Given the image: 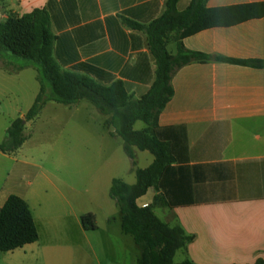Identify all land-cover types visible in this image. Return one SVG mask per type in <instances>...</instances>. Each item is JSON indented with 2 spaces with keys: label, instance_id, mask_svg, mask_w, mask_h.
I'll return each mask as SVG.
<instances>
[{
  "label": "crops",
  "instance_id": "0c3cea01",
  "mask_svg": "<svg viewBox=\"0 0 264 264\" xmlns=\"http://www.w3.org/2000/svg\"><path fill=\"white\" fill-rule=\"evenodd\" d=\"M167 1L0 0V23L9 12L23 16L46 9L56 38L53 56L63 71L107 86L121 81L132 99L139 100L155 81L156 63L146 33L130 28L126 21L148 26L164 14ZM259 2L264 0H209L206 6L215 9ZM190 3L179 0L178 11H185ZM183 44L206 55L264 61V18L205 30L184 39ZM169 51L175 53V46L170 45ZM172 86L174 96L160 114L156 131L159 142L169 149L171 162L156 185L137 201L138 206L153 207L162 222L180 227L193 238L186 249L176 253L174 264L264 260V69L194 63L175 74ZM134 152L136 166L129 170L132 181L125 182L129 185L137 182L136 170L147 169L155 160L150 152L151 157L137 148ZM139 161L147 166L139 168ZM3 190L0 207L11 195L21 197L39 232L31 206V202L35 205L33 194L16 188L19 194L4 196ZM117 209L113 218L120 222L122 232ZM96 226L88 230L81 225L85 244L69 259L60 249L41 248L39 232L38 242L9 252L5 264H102L88 240L89 232L99 231ZM130 248L129 243L120 244L119 249L110 246L104 264H133V254V261L128 257Z\"/></svg>",
  "mask_w": 264,
  "mask_h": 264
},
{
  "label": "trees",
  "instance_id": "16d2710c",
  "mask_svg": "<svg viewBox=\"0 0 264 264\" xmlns=\"http://www.w3.org/2000/svg\"><path fill=\"white\" fill-rule=\"evenodd\" d=\"M209 0H191L189 7L178 11L179 0H168L164 14L148 26L132 21L126 24L147 35L148 46L156 63V78L150 90L139 100H133L123 82L103 85L89 77L63 71L56 63L53 50L55 36L46 9L19 16L9 12L0 23V58L10 64L18 63L16 72L28 67L38 70L39 93L23 118L12 122L0 144V152L16 155L28 140L26 124L34 123L50 102L75 106L89 102L106 119V129H113L111 137L123 140L124 151L135 168V148L150 152L154 163L144 170H136L137 182L129 185L114 179L109 196L121 213V229L131 236L140 249L138 264H174L176 253L193 241L180 227L171 228L154 213L153 207H139L137 201L155 186L163 170L171 162L168 147L156 137L160 114L174 96L172 79L175 74L194 63H221L253 69H264V61H244L222 56L193 52L184 47V39L202 31L218 27H233L264 18V2L246 5L207 8ZM175 46V53L169 46ZM9 72V68H4ZM15 72H10L9 74ZM138 122L145 129L136 130ZM83 226L96 230V217L88 213L82 217ZM39 240V232L28 203L11 195L0 207V252L9 253ZM181 264H195L185 261ZM255 264H264L260 259Z\"/></svg>",
  "mask_w": 264,
  "mask_h": 264
},
{
  "label": "rangeland",
  "instance_id": "374dc122",
  "mask_svg": "<svg viewBox=\"0 0 264 264\" xmlns=\"http://www.w3.org/2000/svg\"><path fill=\"white\" fill-rule=\"evenodd\" d=\"M21 63L0 58V144L12 122L26 115L22 113L39 93L38 70L28 67L16 72ZM108 118L87 101L76 106L48 103L36 122L26 124L28 140L22 149L13 156L0 152V190L4 189V196L19 194L16 188L33 194L35 205L31 202V206L38 220L41 248L60 249L69 259L85 244L80 216L94 213L99 231L89 232L88 240L95 257L104 264L110 246L119 249L120 244L129 243L133 248L128 257L133 261V254L136 264L140 250L131 236L122 234L120 222L113 218L118 206L109 197L112 179L132 181L129 170L133 164L121 138L109 137L113 129L104 126ZM144 126L138 122L135 129ZM138 166L144 169L147 162L139 161ZM8 255L0 252V264H5Z\"/></svg>",
  "mask_w": 264,
  "mask_h": 264
}]
</instances>
